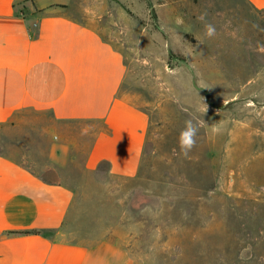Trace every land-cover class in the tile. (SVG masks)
<instances>
[{"label":"rangeland","instance_id":"1","mask_svg":"<svg viewBox=\"0 0 264 264\" xmlns=\"http://www.w3.org/2000/svg\"><path fill=\"white\" fill-rule=\"evenodd\" d=\"M117 1L126 87L150 121L138 178L81 188L83 151L47 168L57 140L37 123L0 127V153L51 180L58 170L70 177L82 240L121 237L142 264H264V20L254 32L258 16L245 0ZM205 23L216 28L211 39ZM189 119L205 124L185 157L178 137Z\"/></svg>","mask_w":264,"mask_h":264},{"label":"crops","instance_id":"2","mask_svg":"<svg viewBox=\"0 0 264 264\" xmlns=\"http://www.w3.org/2000/svg\"><path fill=\"white\" fill-rule=\"evenodd\" d=\"M245 1L259 31L264 0ZM114 11L124 19L117 0H0V127L37 123L54 136L47 168H65L81 149V188L138 178L147 143ZM57 172L51 180L0 153V264H142L121 237H78L79 192Z\"/></svg>","mask_w":264,"mask_h":264},{"label":"clouds","instance_id":"3","mask_svg":"<svg viewBox=\"0 0 264 264\" xmlns=\"http://www.w3.org/2000/svg\"><path fill=\"white\" fill-rule=\"evenodd\" d=\"M198 19L203 21L204 16L198 17ZM176 23L182 24L183 20L177 17ZM204 29H205L204 34L207 38L211 39L216 35V28L213 24L205 23ZM201 87L205 88L203 85H201ZM200 111H202L203 114L206 113L207 106L204 103ZM204 124L205 121H198L197 123H193L191 119L185 121L184 128L180 131L178 137L179 150L183 156L187 157L189 153L193 150V148L196 146V138L199 134L200 127L203 126ZM211 131L213 132V134H220L222 129L218 125H213ZM83 134H87V131L84 130Z\"/></svg>","mask_w":264,"mask_h":264}]
</instances>
